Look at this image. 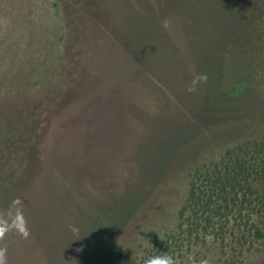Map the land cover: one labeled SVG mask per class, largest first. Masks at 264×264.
<instances>
[{"label":"rangeland","instance_id":"1","mask_svg":"<svg viewBox=\"0 0 264 264\" xmlns=\"http://www.w3.org/2000/svg\"><path fill=\"white\" fill-rule=\"evenodd\" d=\"M249 140L264 0H0L5 264H146L169 236L174 264H264V238L181 227L193 182Z\"/></svg>","mask_w":264,"mask_h":264},{"label":"trees","instance_id":"2","mask_svg":"<svg viewBox=\"0 0 264 264\" xmlns=\"http://www.w3.org/2000/svg\"><path fill=\"white\" fill-rule=\"evenodd\" d=\"M202 177L203 186L193 182L183 208L181 227L188 236L198 235L201 226L221 238L228 230L236 244L264 238V141L249 140L228 149ZM172 237L153 248L148 259L168 256Z\"/></svg>","mask_w":264,"mask_h":264},{"label":"clouds","instance_id":"3","mask_svg":"<svg viewBox=\"0 0 264 264\" xmlns=\"http://www.w3.org/2000/svg\"><path fill=\"white\" fill-rule=\"evenodd\" d=\"M201 81H206L207 77L206 76H201L199 77ZM189 91H194V87H190L188 89ZM0 264H5V259H4V251L0 250ZM146 264H174L173 260L169 256H154L150 257L147 261Z\"/></svg>","mask_w":264,"mask_h":264}]
</instances>
